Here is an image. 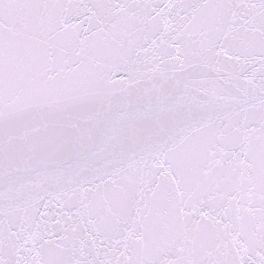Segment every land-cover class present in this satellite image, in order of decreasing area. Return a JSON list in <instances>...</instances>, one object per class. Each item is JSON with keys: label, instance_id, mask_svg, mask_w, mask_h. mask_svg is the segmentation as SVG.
Masks as SVG:
<instances>
[{"label": "snow or ice", "instance_id": "obj_1", "mask_svg": "<svg viewBox=\"0 0 264 264\" xmlns=\"http://www.w3.org/2000/svg\"><path fill=\"white\" fill-rule=\"evenodd\" d=\"M0 264H264V0H0Z\"/></svg>", "mask_w": 264, "mask_h": 264}]
</instances>
